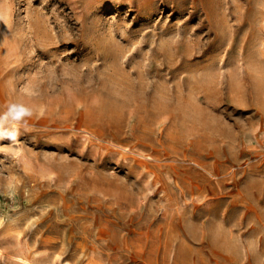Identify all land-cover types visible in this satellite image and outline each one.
Wrapping results in <instances>:
<instances>
[{"label":"rangeland","instance_id":"obj_1","mask_svg":"<svg viewBox=\"0 0 264 264\" xmlns=\"http://www.w3.org/2000/svg\"><path fill=\"white\" fill-rule=\"evenodd\" d=\"M0 264H264V0H0Z\"/></svg>","mask_w":264,"mask_h":264},{"label":"clouds","instance_id":"obj_2","mask_svg":"<svg viewBox=\"0 0 264 264\" xmlns=\"http://www.w3.org/2000/svg\"><path fill=\"white\" fill-rule=\"evenodd\" d=\"M33 116V110L20 103H12L0 113V140L16 142L21 126L27 127V119Z\"/></svg>","mask_w":264,"mask_h":264}]
</instances>
